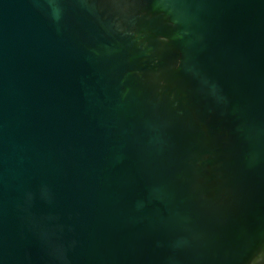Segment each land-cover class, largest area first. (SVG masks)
Here are the masks:
<instances>
[{
    "label": "water",
    "instance_id": "obj_1",
    "mask_svg": "<svg viewBox=\"0 0 264 264\" xmlns=\"http://www.w3.org/2000/svg\"><path fill=\"white\" fill-rule=\"evenodd\" d=\"M0 264H264V0H0Z\"/></svg>",
    "mask_w": 264,
    "mask_h": 264
}]
</instances>
